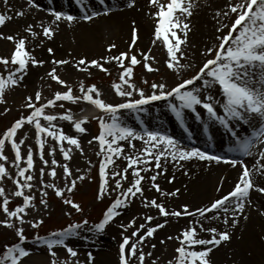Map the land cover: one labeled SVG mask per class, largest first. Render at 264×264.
Returning <instances> with one entry per match:
<instances>
[{"label":"snow or ice","instance_id":"snow-or-ice-1","mask_svg":"<svg viewBox=\"0 0 264 264\" xmlns=\"http://www.w3.org/2000/svg\"><path fill=\"white\" fill-rule=\"evenodd\" d=\"M7 2L8 0H4L5 4ZM90 2L91 0H76V3L82 9L80 19L91 21L94 17L101 14L100 11L89 9ZM134 2L135 0H132V3ZM98 3L104 6L105 14L111 11L106 6L107 0H98ZM150 3L156 4L158 7V11L154 13L156 17H159L154 29V36L157 39L162 37L163 43L167 48L168 59L166 63L168 68L172 69L174 66L177 68L184 67V65H179L177 53L180 52L181 56L184 55L180 49L181 44L187 39L186 29H188V25L184 23L181 16L186 14V19L187 16L191 15L189 11L191 5L185 6L184 0H168L166 4L160 3L159 0H150ZM28 6L39 7L38 4H35V0H32V3ZM230 10L236 14L234 23L231 24L226 35L217 36V40H219L218 46L206 49V54L214 53L212 58L206 59L194 76L183 79L182 82L177 83L170 89H167L165 83H152L150 85L151 92L146 94L144 89L130 83L133 76V66L141 61L137 59V55H129L122 52L110 58L115 60L123 69L120 74L121 83L113 84L115 94L121 98L118 103L105 102V100L100 98V91L96 85L88 86L85 89L83 83L79 87L80 95H74L71 86H67L66 91H56L51 99H47L45 103L39 106H36L35 103L41 100L39 91L36 93L34 101L32 97H28L27 99L30 102L26 107L31 109L30 113L17 119L0 137V160H8V157L3 153L5 141L10 142L14 151L15 158L11 163L15 166L16 176L19 179L14 178L13 180L16 190L12 195L23 198V205H17L14 210H9V197L5 195L4 188L0 187V196L3 197V203L0 206H2L3 212L9 218L0 221V223L13 227L14 225L10 218L15 217L20 224H23L25 222L26 207L34 200L32 195H25L24 192V189L30 190L34 187L30 183L34 180V174L29 171L34 168L33 150L29 146L26 157H22L20 146L24 143V140L21 139L17 143L15 139L17 130L21 129L25 123L34 126L36 143L39 146L38 155L44 165L49 164V160L44 158V147L48 137L58 143L63 157L68 160L70 159L71 146L80 147L79 139L76 136L65 134L62 128L59 127V121H73V115L70 110L63 113H47L45 109L47 107H55L57 101L75 103L82 100L94 105L102 113L98 117L100 132L92 138L99 142L100 151L97 152V155L102 157L99 164L100 184L97 199L111 196L113 193L116 194L115 199L104 211L102 219L89 227L88 231L93 233L103 231L115 217L120 215L118 210L127 207L129 201L136 197L137 194H140L143 198L144 207L158 209L161 216L198 215L199 219L189 221V225L181 229L180 234L176 237L180 242V246L175 249V252L178 253L177 264H210L207 257L212 248L207 246H218L222 241L229 240L230 233L227 227L225 230L220 231L216 227L205 228L203 221L220 220L225 226L229 225L230 220L232 225L238 223V217L243 213L250 190L254 187L252 173L249 167L243 164L242 160L238 161L237 159L210 153L200 147L185 146L181 141L161 128L150 129L140 114L146 113L153 102L162 101L165 109L174 114L183 124L185 116L190 111L194 114V118L197 121L203 120V127L210 128L211 125L215 124L228 130L232 138V146L229 151L240 153L243 156L251 154L254 143L264 136V0H237L235 4L230 5ZM49 11L54 17L53 24L61 20L72 22L77 19V17L63 11H56L55 9H49ZM16 14L23 15V12H17ZM217 15L219 16L220 13L217 12ZM224 15L227 16L228 13L226 12ZM10 18L6 17L5 14H0V26L5 24L6 19ZM40 27L42 28L43 36L51 38L54 35L52 25L45 26L41 24ZM222 27L228 26L222 25ZM32 28L33 26L29 24L26 31L32 37H36L38 33L33 31ZM217 31L219 32L220 28ZM179 33H183V38ZM0 38H4L2 33H0ZM7 39L10 41L15 40V49L10 58L0 57V63L7 69L10 59L15 67L13 70L7 71L6 75H0V103L4 102L3 94L5 89L18 85L22 81L29 63L32 65H42L44 63L43 60H36L31 55L26 48L25 38L17 40L14 36H8ZM153 42L155 43V41ZM113 47L115 45H109V49ZM52 51L53 49H48L49 53H52ZM125 59L128 60L127 66H125ZM143 59L145 67L152 71L153 69L147 63L148 56L146 53ZM53 63L66 64L68 61L54 60ZM88 64L107 72L103 64L97 60L88 61ZM79 65H85V60L80 59L77 65L78 68ZM80 70L87 71V65ZM48 75L60 85H66V81L56 74L55 68H52ZM144 83H147V81H144ZM122 84H127L128 87L124 88L121 86ZM216 85L220 88L222 100L215 98L210 91ZM59 106L63 108V104ZM217 106L221 110L219 113L216 110ZM198 107L204 110L205 117H201L200 112L197 110ZM5 111H7V108ZM129 115H140L138 127H133L128 123L127 117ZM254 119H257L258 123L254 124ZM41 120L45 123H42ZM86 120L87 118L75 120L73 123L74 130L78 133L86 132L87 129L82 126ZM241 124L248 125L250 131L244 135H238ZM134 141H139L140 145L137 146V144L133 143ZM64 142H67L68 148L64 147ZM122 142H126L127 151H125V143ZM54 152L55 148L50 147L48 155L53 157ZM119 158H123L127 162L123 168L116 164V159ZM192 158L215 161L217 163L224 161L232 166H236L239 163L243 170L238 182L231 191L220 198L214 199L206 207L197 208L193 211H189L188 205H182V210L169 211L164 203H158L155 197L149 200L143 196L145 189L142 181L146 179L145 174L149 171L154 173L151 176H147V179L151 182V188H154L161 196L176 195L179 189L173 192L161 190L160 185L156 183L157 176L167 171L165 165L168 163L179 164L182 160ZM22 159L26 160L25 167L20 166ZM162 159L164 164L161 163ZM153 161L155 162L154 167ZM57 163L55 158L51 159L52 165ZM129 169H131V181L125 187L123 182L128 181ZM156 169H159V172H156ZM39 171L40 183L43 185L45 169L41 167ZM63 171L66 177H71V170L66 163L63 165ZM49 174L52 177L56 176L55 167L50 169ZM4 177H11V174L7 171L5 164L0 163V180ZM83 178V176H78L76 179L82 180ZM171 179L173 178H170L169 182H171ZM75 185V179L71 180L70 186L67 180L65 182V187L69 193L72 192ZM45 186L55 189L56 195L63 200V203L70 205L76 212L83 211L78 203L64 196V189L58 188L53 183H48ZM41 191L43 192V188H41ZM217 191H219V188H217ZM258 191L264 193V187H259ZM43 195L46 196L47 193L43 192ZM40 203L47 206V201L44 199H41ZM209 213H213V215H208ZM66 214L70 215V213ZM144 220L145 223L151 222L153 216L146 215ZM39 223H42V220L34 222L32 227H37ZM135 223L136 219L133 218L128 222V225H121V227L126 228ZM145 223H141L131 233V236L123 235L122 233V242L119 245L120 264H130L131 258L137 256V253L139 264H143L145 255L151 256L150 252L146 254L142 247L138 248V245H142L146 237H152L156 229L163 227L164 224L158 223L147 227L146 231L138 236L136 242L130 243L134 237H137L141 229H145ZM164 223L166 224L167 220ZM87 224V220L81 223H73L64 229L50 233L48 237H36V240L43 241L52 256H55V252L51 251L54 246H63L70 257H75L77 252L71 246L66 245L65 241L69 237L79 235V230ZM198 228L200 232L210 233V238H198ZM16 234L19 237V241L27 239L23 234L22 227L16 229ZM168 239H172V237H168ZM19 241L5 246V251L0 257V264H22L23 258L28 256L31 250L26 249ZM197 245L205 247L196 250L195 246ZM126 246H128L127 253ZM152 247H155V245ZM88 257L91 260L92 254L88 253ZM53 264H56V262L53 261Z\"/></svg>","mask_w":264,"mask_h":264},{"label":"rangeland","instance_id":"rangeland-1","mask_svg":"<svg viewBox=\"0 0 264 264\" xmlns=\"http://www.w3.org/2000/svg\"><path fill=\"white\" fill-rule=\"evenodd\" d=\"M47 1L50 4L52 3V0ZM70 1L73 2L72 0ZM22 2L25 1L8 0L7 4H5L4 0H0V14H5L6 17H11L10 19H6L4 25L0 26V33H2L4 37L0 38V57H11L15 49V40L10 41L7 37L14 36L17 40L19 38H25L26 48L30 51L31 55L36 60H43L44 63L42 65H32L29 63L22 81L18 85L10 86L5 89L3 94L4 102L0 103V137L3 136L7 128L11 127L17 119L21 116H27L30 113L31 109L26 107V105L30 102L27 98L32 97L34 101L35 95L38 91L41 94V100L35 102L36 106L45 103L47 99H51L56 91H66L67 86H71L74 95H80L81 93L79 91V87L81 83H83L85 89H87L88 86L96 85L100 91V98L105 100V102H120L121 98L115 94L113 84L121 83L120 74L123 71L122 67H120L116 61L112 62L111 60H108L106 62H99L103 64L104 68L107 69V72L88 63H85V65H87V71H84L80 69H83L85 65H79V68L77 67L79 61L78 58H75L77 57L76 55L72 60H70L67 58L70 54L67 51L60 53L54 51L53 49L52 53H49L47 45V48H41L39 46L41 41V37L39 35L43 36L42 33H38L36 37H32L30 35L32 38H29V33L24 32V30H22L21 27L15 23L16 18L21 16L16 13L22 12ZM26 2L29 4L32 3L31 0H26ZM162 2L166 4L168 0H162ZM227 17L228 15L224 16L223 19L226 21ZM235 18L236 15L226 21V25L228 27H226L222 36L227 34L231 24L234 23ZM158 19L159 17H156L155 21L157 22ZM218 44L216 46H218ZM122 52L128 53L129 55H136L129 50H121L120 48L114 49L112 53H114V56H117ZM212 55H214V53L206 54L199 61V63H197L196 67L190 71L183 70L180 72V70L174 71L175 67L172 69L168 68L166 63L168 56L161 57L159 52L149 48L147 63L153 70L149 71L145 67L143 57H140L137 54V59L141 62L133 66V76L130 83L135 84L138 88L144 89L146 94L151 92L150 85L152 83H165L167 89H170L177 83L182 82L183 79H188L194 76L199 68L202 67L204 61L212 58ZM54 60H66L68 63L55 64L53 63ZM127 65L128 60L125 59V66ZM14 67L15 66L11 63L10 59L7 69H5V66L0 63V75H6L7 71L13 70ZM52 68H55L56 74L61 79L66 81V85H60L48 75ZM144 81H147V83H144ZM121 86L124 88L128 87L127 84H122ZM60 104H63V108L59 106ZM89 106H92V104L82 100L75 103L57 101L55 107H47L45 111L47 113H63L70 110L72 115H75L82 112ZM6 108L7 111H5ZM197 110L200 111L203 109L198 107ZM100 115H102V113L98 115H91L87 118L86 122L82 125L87 129L84 133H78L74 130V121H59V127L62 128L65 134L78 137L80 147L77 148L76 146H71L70 159L65 160L58 143L51 137H48L47 143L44 147V158L49 160L48 165H44L39 158V146L36 143V132L34 126L25 123L21 129L17 130L15 137L17 143H19L21 139L24 140V143L20 146L22 157H26L29 146L33 150L34 168L29 171L34 174V180L30 182L34 185V187L30 190L26 188L24 189V192L25 195H32L34 200L26 207V215L22 214L24 215L25 221L23 224H20L15 217L10 218L12 224L14 225L13 227H8L5 224L0 223V248L6 244L19 241L16 229L22 227L23 234L27 239L25 241H21L20 243L26 249L31 250L30 254L23 258L22 264H53V261H55L56 264H120L119 245L122 242V233L123 235L131 236V233L135 231L141 223H145L144 217L146 215H152L153 220L145 223V229H141L140 233L137 234V237H134L130 241V243H134L138 239V236L142 235L143 232L146 231L147 227L154 226L158 223L164 224L163 227L156 229L157 231L154 232L155 234L159 231H164L171 222L159 215L158 209L144 207L142 202L143 198L140 194H137L136 197L129 201L127 207L118 210L120 211V215L115 217L103 231L95 233L88 231L89 227L98 223L102 219L104 211L112 203L116 195L113 193L111 196H105L102 199H97L100 184L99 164L102 157L97 155V152L100 151L99 142L93 140L92 138L97 136L100 132L98 121V117ZM140 115H129L127 117L128 123L133 127H138L140 123ZM157 115L165 116L166 110L156 109L154 117H158ZM173 118L174 123L176 122L175 125H178L177 118L175 116ZM143 121L146 125H148L144 116ZM41 122L45 123L43 120H41ZM185 122H187L188 125L191 124L187 116H185ZM64 128H67L68 130L66 131ZM200 128L201 131L204 130L203 125L200 126ZM249 131L250 128H248L246 132L239 135H244ZM196 140L198 141V138ZM89 141H91V143H89ZM231 141L232 140L229 142L231 143ZM122 143H125V151H127L126 142ZM133 143L137 144V146L140 145L139 141H134ZM183 144L185 146L197 147L196 145L186 143ZM50 147L55 148L53 157L48 155ZM64 147H69L67 142H64ZM3 153L8 157V160H0V163L5 164L7 171L11 174V177H4L0 180V187L4 188L5 195L9 197V210H14L17 205H23V198L12 195V193L16 190L13 180L14 178L19 179V177L16 176V168L11 163L15 157L9 141H5ZM52 158H55L58 162L56 165L51 164ZM65 163L71 170L70 178L66 177L64 174L63 165ZM126 163L127 162L124 161L123 158L116 159V164H118L121 168L126 166ZM20 166H26L25 159L21 160ZM41 167L45 169L43 175V185L40 183L41 177L39 170ZM52 167H55L56 169L55 177H52L49 174ZM78 176H83L84 178L82 180L76 179ZM74 179L76 180V185L72 192L69 193L65 187V182L67 180L70 186L71 180ZM130 181L131 169H129L128 181L123 182L124 186L127 187L128 182ZM48 183H53L58 188L64 189V196L72 199L75 203H78L83 211L76 212L70 205L63 203V200L56 195L55 189L45 186ZM110 183H112V181H110ZM150 184L151 182L146 176V179L142 181V185L145 189L143 196L147 197L149 200L155 197L158 203L163 202L166 208L170 207L167 203L169 201L167 199L168 197L161 196L159 192L150 187ZM174 186L179 187L180 185L176 183L170 187ZM41 188H43V192L47 193L46 196L43 195ZM160 188L163 187L160 186ZM161 190L165 191V189ZM109 191H111V189H109ZM224 191V189L221 190V192ZM222 195L225 194L223 193ZM216 196L205 201L202 206L206 207L209 205L214 199H216ZM41 199L47 201V206L40 203ZM2 203L3 197L0 196V205H2ZM66 213H70V215ZM208 215H213V213ZM133 218L136 219L135 224L126 228L121 227V225H128V222ZM259 218V221H254L251 225L247 226V232L245 231V227L243 234L233 230V227L236 226L230 223L228 226H225L220 220H217V222H215V220H204L203 224L205 228L216 227L218 231H220L225 230L227 227V230L230 233L229 240L222 241L218 246H207L212 248V251L207 257L210 264H264V260H262L264 259L263 210H260ZM6 219L9 218L6 216V213L3 212L2 206H0V221H4ZM41 220L42 223H39L37 227H32L34 222ZM84 220H87L88 224L79 230V235L69 237L65 241L66 245L71 246L77 252L75 257H70L66 248L63 246H54L51 251L55 252V256H52L50 254V250L43 243V241L36 240V235L39 237H48L50 233L55 232L54 230L59 231L66 228L70 224L81 223ZM165 220H167L166 224L164 223ZM180 225L181 228L179 227L173 232L165 233L164 237L161 234L160 236L146 237L142 242V245H138V248L142 247L146 254L149 252L151 253L150 257L145 255L143 264H153V262L154 264H169V262H171V264H177L178 253L175 252V249L180 246V242L176 239V237L180 234L181 229H184L189 225V221L180 223ZM197 231L198 238L207 239L211 236L208 232H200L199 228ZM168 237H172V239H168ZM248 242H254L256 248H250ZM153 245H155V247H152ZM195 247L196 250H200L205 246L197 245ZM127 248L128 246H126V253ZM257 249L260 253H256ZM88 253L92 254L91 260L88 257ZM130 264H139L138 253L137 256L131 258Z\"/></svg>","mask_w":264,"mask_h":264},{"label":"bare ground","instance_id":"bare-ground-1","mask_svg":"<svg viewBox=\"0 0 264 264\" xmlns=\"http://www.w3.org/2000/svg\"><path fill=\"white\" fill-rule=\"evenodd\" d=\"M24 1L21 4L23 15L16 18L15 23L27 33L29 32L26 31V28L29 24L33 26L32 30L37 33H42L41 24L45 26L52 25L54 35L51 38L39 35L41 37L39 46L47 48V45L48 48L51 47L54 51L60 53L67 51L70 53L67 57L70 60L76 55L77 57L75 58H78V61L84 59L85 63L91 60H97L98 62L111 60L115 62V60L110 58L114 57V53L112 52L117 48L129 50L140 57H143L145 53L148 55L149 48H152L159 52L161 57L168 56L162 37L157 39L154 36V29L156 27V16L154 13L158 11V7L156 4L150 3V0H135L134 3H132V0H107L106 6L111 9L107 14L104 13V6L91 0L89 9L97 10L101 13L91 21L80 19L82 9L75 7L77 5L70 0H53L52 4L48 3L47 0H35V4L39 5L38 8L35 6L29 7V3L26 0ZM159 2L163 3L162 0H159ZM236 2L237 0H184L185 6L191 5L189 9L191 15L187 16L186 19V14L185 16H181L184 23L188 25V29H186L187 39L181 44L180 49L184 55L181 56L180 52L177 53L179 57L178 63L179 65H184V67L177 68L174 66V71H190L206 55L207 48L215 47L219 43L217 36H222L226 29L222 25H226V21L236 15L230 10V5ZM50 8L69 13L77 17V19L72 22L61 20L53 24V15L50 11H46ZM217 12L220 13L219 16ZM226 12L228 13V17L225 21L223 17ZM218 28H220L219 32L217 31ZM134 30L135 42L133 43ZM179 34L183 38V33ZM28 36L32 38L30 33ZM109 45H115V47L109 49ZM210 91L215 98L222 100L219 86H214ZM156 109L166 110V115L154 117ZM96 111L97 109L94 107L85 108L82 112L73 115V121L88 118L89 114L96 113ZM217 111L218 113L221 111L218 106ZM199 112L202 118L205 117L204 110H200ZM142 115L146 118L147 126L150 129L161 128L169 135L181 141L182 144L190 143L189 135L175 125L173 114L165 109L162 101L153 102L148 111ZM186 116L193 127L195 138H198L197 147L218 155L221 152H231L228 145L231 136L227 129L214 124L209 128V135H206L200 128L203 125V120L197 121L189 111ZM253 123H258V120L254 119ZM248 128V125L241 124L238 134L246 132ZM64 129L68 130L67 128ZM262 153H264V136L254 143L250 155L242 156L239 153L233 152L229 154L232 156V159H237L238 161H240V158H243L241 159L243 164L249 167L254 179V187L250 190L244 211L238 217L239 221L235 224L236 227H233V230L238 231L240 234H243L245 227V231L247 232L248 225H251L254 221H259L260 210L264 211V193L258 191L259 187H264V155ZM154 163L153 161V167ZM161 163L164 164L163 159ZM165 166L167 171L157 176L156 183L163 187L161 189H165V191L173 192L179 189L176 195L167 196L169 200L167 203L170 205L167 208L169 211L182 210V205H188L189 211L205 207L202 205L208 199L216 195V199L220 198L223 193L227 194L231 191L238 182L243 170L239 163L236 166H232L230 163H225L224 161L217 163L198 158L182 160L179 164H175L174 162L168 163ZM155 171L159 172V169ZM152 174L154 173L149 171L145 175L151 176ZM170 178H173L171 182H169ZM176 183L180 186L170 187ZM217 188H220L219 191H217ZM222 189L225 191L221 192ZM162 217L171 222L164 231L155 233L153 237L160 236V234L164 237L165 233L173 232L176 228H179L181 226L180 223L199 219L198 215ZM229 223L231 224V220ZM248 243L250 248H256L254 242ZM257 252H259L258 249L256 250Z\"/></svg>","mask_w":264,"mask_h":264},{"label":"trees","instance_id":"trees-1","mask_svg":"<svg viewBox=\"0 0 264 264\" xmlns=\"http://www.w3.org/2000/svg\"><path fill=\"white\" fill-rule=\"evenodd\" d=\"M5 251V247L0 248V257H2L3 252Z\"/></svg>","mask_w":264,"mask_h":264}]
</instances>
